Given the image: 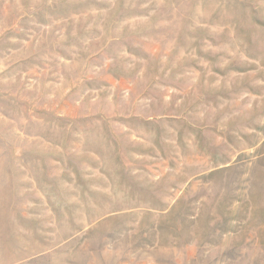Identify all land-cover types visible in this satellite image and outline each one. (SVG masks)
Instances as JSON below:
<instances>
[{
	"label": "rangeland",
	"instance_id": "374dc122",
	"mask_svg": "<svg viewBox=\"0 0 264 264\" xmlns=\"http://www.w3.org/2000/svg\"><path fill=\"white\" fill-rule=\"evenodd\" d=\"M0 264H264V0H0Z\"/></svg>",
	"mask_w": 264,
	"mask_h": 264
}]
</instances>
